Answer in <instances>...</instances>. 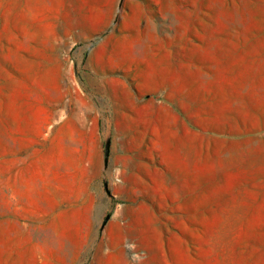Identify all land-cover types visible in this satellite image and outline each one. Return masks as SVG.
I'll list each match as a JSON object with an SVG mask.
<instances>
[{"label":"rangeland","instance_id":"374dc122","mask_svg":"<svg viewBox=\"0 0 264 264\" xmlns=\"http://www.w3.org/2000/svg\"><path fill=\"white\" fill-rule=\"evenodd\" d=\"M0 264H264V0H0Z\"/></svg>","mask_w":264,"mask_h":264}]
</instances>
